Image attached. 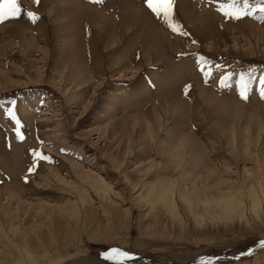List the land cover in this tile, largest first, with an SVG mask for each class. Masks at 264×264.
Instances as JSON below:
<instances>
[{
    "label": "rangeland",
    "instance_id": "1",
    "mask_svg": "<svg viewBox=\"0 0 264 264\" xmlns=\"http://www.w3.org/2000/svg\"><path fill=\"white\" fill-rule=\"evenodd\" d=\"M66 1L23 0L39 19L33 23L22 13L0 23V264H117L102 255L112 247L134 257L123 264H264V247L258 246L264 240V210L254 212L248 203L243 215L221 218L228 200L222 196L246 202L252 186L264 197V5L249 0L245 10L251 15L224 19V25L225 0L216 8L215 0H197L219 18L210 39L200 40L174 4L172 22L188 34L181 49H164L160 60L152 56L145 63L146 56L124 47L126 61L123 56L120 64L141 68L111 76L106 59L132 36L125 35L119 45L99 46L103 63L91 84L72 87L63 81L67 70L59 63L66 55L59 48L69 21ZM80 1L106 11L132 5L174 34L145 0ZM83 25L79 35L91 41V28ZM178 69L191 73L187 83L172 79ZM228 73L225 87L220 78ZM241 73L255 77L248 99L236 89ZM159 84L169 87L160 91ZM207 92L237 113L231 119L212 114L202 103ZM174 94L192 114L188 121L165 113ZM110 96L116 110L108 113ZM9 109L23 139H17ZM185 136L204 147L206 167H194V176L189 165L164 163L159 150ZM187 176L192 180L183 185ZM165 186L174 191L175 207L159 201L154 210L145 196L153 194L150 188ZM249 248L251 254L242 255Z\"/></svg>",
    "mask_w": 264,
    "mask_h": 264
},
{
    "label": "bare ground",
    "instance_id": "2",
    "mask_svg": "<svg viewBox=\"0 0 264 264\" xmlns=\"http://www.w3.org/2000/svg\"><path fill=\"white\" fill-rule=\"evenodd\" d=\"M225 1L226 2H224V4L227 5L229 0ZM218 2V0H215V4H211V7L216 8V3L219 5ZM65 4L67 5L66 14L68 15L69 21L63 26L65 33L62 35V37H60L62 39V42L60 39L62 44L59 45V48L63 49L66 55L59 63L63 67V71L67 70L66 75L63 76V81L66 82L65 84L70 83L72 87H78L82 85L83 87H87L92 83L94 74L99 69V66H102L103 63V54L100 55L101 53L98 51L99 46L101 50H106L110 46L112 47L113 45L116 46L122 43L125 35L132 34L129 40L127 39L126 45L120 47L119 50H112L114 52L113 54L115 55L109 56V58L106 59V65L109 67L108 70L111 69L110 75L112 76L119 74V76L124 77L128 73L132 75L136 74V71H133L134 68L139 70L141 68L140 64H136L135 67L130 66L128 61L126 63L120 64V62L126 61V56L123 54L126 52L124 47H132L138 56L141 54L143 57L146 56V62H144L149 63V60H151L152 56H156L157 59L160 60V53L164 49L169 53L181 49L183 41L186 40L188 35H183L180 33V31L174 32V34L171 33V30L169 31V29H165L166 27L162 23L159 22L158 24V22L156 23L153 21L149 15V12L147 13V11L136 8L132 5L122 4L119 7L115 6V10H113L114 7H112L113 9L110 7L111 11H106L104 9L89 8L88 6L83 5L80 0H67ZM175 5L176 9H178L180 12V16L191 25L192 31L198 33L200 40L210 39L211 33L215 28L214 26L216 21L219 19L215 13L216 11L213 10L214 12H212L207 10V8L206 10L200 8L199 2L197 0H175ZM221 18L222 24L224 25L226 24L224 19H227V21L230 19V17H226L225 15L221 16ZM241 19L243 21L245 20V17H242ZM85 23H87L91 28V33L89 31L87 35L90 36L88 38L91 41H87L86 39H82L80 37L82 34V25H85ZM85 31L86 30H84V32ZM252 32H254V30ZM79 33L81 34L79 35ZM123 56L125 61H121V57ZM61 66L59 68L57 67V70H59ZM35 70L39 72V68H36ZM188 78H191L190 72H185L182 69H178L172 79L184 80L183 82L187 83ZM59 80L61 79L59 78ZM157 86L161 87L160 89L162 90L160 91H164L169 87L168 84L165 86L159 84ZM195 86L197 85L193 84L192 87ZM196 89H193V92L191 91V93L194 94ZM193 94L190 96L192 97ZM114 99L115 97L110 96L107 103L108 107L106 109L108 113L116 110L114 109L116 105V103L113 102ZM167 102L168 103L164 105L165 113L178 115L183 121H188L192 117V114L188 111L186 103H184L179 97L175 96V94L171 95ZM202 103L207 109L211 111L212 114L223 113L227 118L231 119L232 114L237 113L229 102L220 100L217 97L212 96L211 93L208 94V92L203 95ZM122 120L124 119L122 118ZM246 149H248V147H246ZM159 150L162 154H165L164 163L172 161L174 164H176V167L184 166V164L185 167L189 165L192 169V172L189 174L191 176H194V167L199 168V170H202L206 167V161L202 154L204 151L203 143L199 142L195 138H192L191 136H185L183 139L182 137H179L177 140L171 141V143L166 142L159 147ZM225 163L228 164L227 159H225ZM210 173L212 175L213 172H209V174ZM191 180L192 177L187 176L186 178H182L180 181L183 183V185H186V182ZM103 188L107 192L109 198H111L112 190L110 189V186L104 183ZM150 191L153 194H151V196L150 194H147L145 196V202L150 203L151 206L154 207V210H156L155 206L159 201L161 203L166 202L169 209L175 207L174 191L167 188V186L155 188L154 190H151L150 188L148 192ZM245 195L246 202L240 201L234 194L222 196L221 198L223 200L227 198L228 200L224 201L225 205L223 206V215L221 218L231 220L235 216L243 215L247 209L248 203L251 204L252 210L254 212L264 210V197L260 189H254L251 186L246 189ZM183 200L189 204L187 197H183ZM234 205H237L238 208H234ZM103 233L108 234L106 231ZM89 238H93V236L89 235Z\"/></svg>",
    "mask_w": 264,
    "mask_h": 264
},
{
    "label": "snow or ice",
    "instance_id": "3",
    "mask_svg": "<svg viewBox=\"0 0 264 264\" xmlns=\"http://www.w3.org/2000/svg\"><path fill=\"white\" fill-rule=\"evenodd\" d=\"M40 0H32V3H39ZM102 2V0H98ZM260 4L264 5V0H259ZM147 7L151 12L157 17L162 19L168 24L174 32L180 31L179 27L172 22L173 18V7L175 0H145ZM249 6V0H229L227 6L221 5L220 11L224 12L226 17L232 19H241L244 16L251 15L250 12L246 11ZM225 7L231 9L230 11H225ZM264 11V7L261 8ZM22 13L33 23L39 19V15L35 11L27 10L23 5V0H0V23L18 18ZM187 35L186 32L182 33ZM211 72H205V76H210ZM231 73H228L220 78V83L222 86L227 87V81L230 78ZM255 79L254 76L246 75L241 73L239 78L236 80V89L238 91L239 97L241 99H248V93L251 89V81ZM260 83L264 84V76L260 77ZM260 95L264 98V88L260 90ZM14 103V102H13ZM13 120H16V116L11 109L7 113ZM17 128V139H23V135L19 131V120H16ZM33 155L43 160L49 159V157L42 155L39 151H34ZM31 171V169H30ZM259 247H264V240H260ZM253 249L249 248L247 253L251 254ZM103 257L109 261H115L117 264H123L124 261L133 260L132 254L127 251H122L120 248L112 247L108 251L102 253Z\"/></svg>",
    "mask_w": 264,
    "mask_h": 264
}]
</instances>
